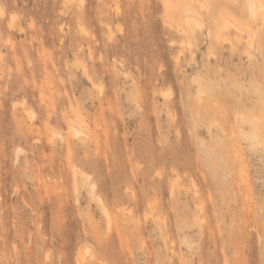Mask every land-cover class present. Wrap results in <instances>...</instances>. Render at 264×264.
I'll return each mask as SVG.
<instances>
[{
	"label": "rangeland",
	"instance_id": "rangeland-1",
	"mask_svg": "<svg viewBox=\"0 0 264 264\" xmlns=\"http://www.w3.org/2000/svg\"><path fill=\"white\" fill-rule=\"evenodd\" d=\"M167 1L0 0V264H264V0Z\"/></svg>",
	"mask_w": 264,
	"mask_h": 264
},
{
	"label": "bare ground",
	"instance_id": "bare-ground-1",
	"mask_svg": "<svg viewBox=\"0 0 264 264\" xmlns=\"http://www.w3.org/2000/svg\"><path fill=\"white\" fill-rule=\"evenodd\" d=\"M165 1H167V0H164V2H165ZM198 1H199V0H198ZM164 2H163V3H164ZM166 4L169 5V4H168V1L164 3L165 6H167ZM248 4H249V5H248V8H249V10H250L249 13H251L252 15H255L256 10H257L256 3H255L254 1H251V2H248ZM185 19H186V18H185ZM187 19H188L189 22H191V23H193V24H195V23L198 24V22L196 21V19H195L193 16H191V15H188V16H187ZM236 27H237V26H236ZM237 29H238V28H237ZM248 37H249V36H248ZM249 39H251V38L249 37ZM248 42H250V41H248ZM72 126H73V125H72ZM72 126H71V128L74 129V132H73V133H74L75 135H77V136H81V135L83 136V135H84L82 129L77 128L75 125H74V127H72ZM82 136H81V137H82ZM74 172H75V170H74ZM93 186H94V184H93ZM93 186H92V187H93ZM172 186H174V185H171V187H172ZM172 188H173V187H172ZM172 188H171V189H172ZM104 206H105V205H104ZM105 209H106V207H105ZM107 210H108V209H107ZM106 213H107V212H106ZM108 214H109V213H108ZM82 259H83V258H81V260H80V259L78 260V263H79V264H81Z\"/></svg>",
	"mask_w": 264,
	"mask_h": 264
}]
</instances>
